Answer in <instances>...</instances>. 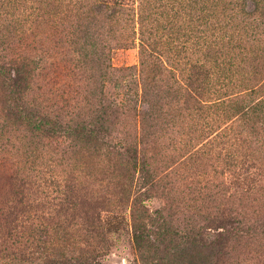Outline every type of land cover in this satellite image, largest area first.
Wrapping results in <instances>:
<instances>
[{
    "label": "rangeland",
    "instance_id": "obj_1",
    "mask_svg": "<svg viewBox=\"0 0 264 264\" xmlns=\"http://www.w3.org/2000/svg\"><path fill=\"white\" fill-rule=\"evenodd\" d=\"M0 264H264V0H0Z\"/></svg>",
    "mask_w": 264,
    "mask_h": 264
},
{
    "label": "trees",
    "instance_id": "obj_2",
    "mask_svg": "<svg viewBox=\"0 0 264 264\" xmlns=\"http://www.w3.org/2000/svg\"><path fill=\"white\" fill-rule=\"evenodd\" d=\"M21 95H22V93H21ZM89 131H90V133H95V129H93V128L90 129ZM186 242H187V241H185V243H186ZM194 242H195V240H192V242L189 241V245L192 246V245L194 244Z\"/></svg>",
    "mask_w": 264,
    "mask_h": 264
}]
</instances>
